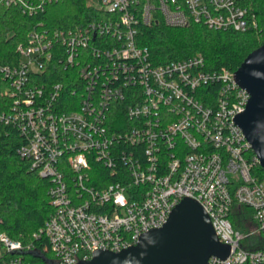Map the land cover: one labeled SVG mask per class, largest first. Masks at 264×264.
<instances>
[{"label": "built area", "instance_id": "obj_1", "mask_svg": "<svg viewBox=\"0 0 264 264\" xmlns=\"http://www.w3.org/2000/svg\"><path fill=\"white\" fill-rule=\"evenodd\" d=\"M60 1L0 6L35 15ZM87 1L84 25L39 22L18 44V62L0 63V123L24 138L19 153L49 181L53 207L34 242L0 233V264H31L36 240L51 264L119 252L163 226L185 197L203 205L231 246L207 264H264V249L242 245L254 236L264 242L260 159L235 121L250 95L234 70H208L201 53L157 63L139 42L141 28L158 23L262 34L259 11L250 0ZM58 66L67 83L56 80ZM237 207L252 211L254 229L234 226Z\"/></svg>", "mask_w": 264, "mask_h": 264}, {"label": "trees", "instance_id": "obj_2", "mask_svg": "<svg viewBox=\"0 0 264 264\" xmlns=\"http://www.w3.org/2000/svg\"><path fill=\"white\" fill-rule=\"evenodd\" d=\"M249 3L259 11L264 28V0H250ZM91 11L87 0H62L52 4L45 13L35 15L17 7L0 6V63L18 62V44L27 41L29 33L39 27V22L50 29H73L84 25ZM263 40L264 33L215 30L200 24L170 28L158 23L142 27L139 34V42L149 47L155 62L181 60L201 53L208 70L226 66L236 71ZM66 73L63 66H58L56 80L67 83ZM63 97L68 99L67 95ZM64 109L69 107L65 105ZM23 142L16 127L0 123V233L29 243L34 242V234L44 226L53 207L48 196L49 181L31 170L30 162L19 153ZM104 171L108 173V170ZM257 173L264 179L261 166ZM231 220L234 226L248 229L252 211L237 207ZM35 243L38 247L27 254V259L31 264H51L50 252L44 251L41 242L36 240ZM242 245L250 250L264 249V242L257 236L246 239Z\"/></svg>", "mask_w": 264, "mask_h": 264}, {"label": "water", "instance_id": "obj_3", "mask_svg": "<svg viewBox=\"0 0 264 264\" xmlns=\"http://www.w3.org/2000/svg\"><path fill=\"white\" fill-rule=\"evenodd\" d=\"M234 77L250 95L235 121L264 170V40L245 57ZM230 252L231 246L220 241L203 205L185 197L163 226L143 233L135 245L119 252L96 250L78 264H207L211 257L224 259Z\"/></svg>", "mask_w": 264, "mask_h": 264}, {"label": "rangeland", "instance_id": "obj_4", "mask_svg": "<svg viewBox=\"0 0 264 264\" xmlns=\"http://www.w3.org/2000/svg\"><path fill=\"white\" fill-rule=\"evenodd\" d=\"M254 227H255V226H254L252 223H249V224H248V229H249V230H250V229H254ZM240 230H241V229H240Z\"/></svg>", "mask_w": 264, "mask_h": 264}]
</instances>
